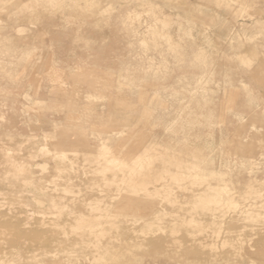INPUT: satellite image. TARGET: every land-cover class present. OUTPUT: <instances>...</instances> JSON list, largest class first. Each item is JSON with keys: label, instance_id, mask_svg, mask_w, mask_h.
Returning a JSON list of instances; mask_svg holds the SVG:
<instances>
[{"label": "rangeland", "instance_id": "374dc122", "mask_svg": "<svg viewBox=\"0 0 264 264\" xmlns=\"http://www.w3.org/2000/svg\"><path fill=\"white\" fill-rule=\"evenodd\" d=\"M5 1L0 264H264V0ZM146 4L172 19L179 56L163 42L142 47L154 24ZM67 129L85 142L61 145ZM142 147L191 169L162 163L151 191L125 201ZM210 191L215 211H196Z\"/></svg>", "mask_w": 264, "mask_h": 264}, {"label": "bare ground", "instance_id": "6f19581e", "mask_svg": "<svg viewBox=\"0 0 264 264\" xmlns=\"http://www.w3.org/2000/svg\"><path fill=\"white\" fill-rule=\"evenodd\" d=\"M6 1L5 0H0V11H1V9H2V11H3V5H4V3H5ZM53 3H54V0H53ZM14 4H15V2H14ZM13 5V4H12ZM147 6H148V8H149V11H147V12H150V14H151V16L153 17L154 16V24L152 25V26H150V28H149V31H148V35H147V37L148 38H146V40H143L142 41V47L143 48H145L146 49V52L148 51V49L149 48H156V47H158V46H160L161 45V43L163 42V43H165V44H167V46H168V49H170V51H173V53L174 52H176L175 54L177 55V56H179V50H180V48H181V43L180 44H177V43H174L173 42V40H172V36L171 35H169V31H168V27L170 26V23H171V20H167V19H160L158 16H157V14H158V12H156V10L154 9V7L151 5V4H146ZM14 6V5H13ZM17 6H18V4H17ZM147 8V9H148ZM158 8V7H157ZM11 10V9H10ZM105 10V9H104ZM1 11V12H2ZM98 11V10H97ZM107 11V9L105 10V12ZM96 13V12H95ZM13 14H15V13H13ZM101 16V15H100ZM129 16H130V14H129ZM128 18V17H127ZM131 18V17H130ZM168 18V17H167ZM133 19V18H132ZM131 19V20H132ZM137 19V18H136ZM129 20V19H128ZM133 22H134V20H132ZM132 21H130V23H132ZM129 22V21H128ZM17 23H18V21H17ZM177 23V22H176ZM133 24V23H132ZM139 24V23H138ZM11 25V24H10ZM19 25V24H18ZM18 25H16V26H18ZM11 26H13V25H11ZM20 26V25H19ZM8 27V26H7ZM23 27V26H22ZM9 28V27H8ZM12 28V27H11ZM17 28V27H16ZM180 28V27H179ZM2 29V28H1ZM1 29H0V31H1ZM6 30V31H8V29H6V28H3L2 30ZM22 29V28H21ZM21 29H19V28H17V30L18 31H20ZM25 30V29H24ZM17 31V32H18ZM168 31V32H167ZM16 32V33H17ZM20 32H22V31H20ZM15 34V33H14ZM13 33H12V35H14ZM183 34V33H182ZM12 35H9V37L10 36H12ZM18 35V34H17ZM186 35H188V34H186ZM190 36V35H189ZM6 37H8V36H6ZM174 37V36H173ZM14 38V37H13ZM12 38V39H13ZM144 38V39H145ZM180 38V37H179ZM190 38H191V36H190ZM4 39V38H3ZM7 39V38H6ZM14 40V39H13ZM12 40V41H13ZM27 40V39H26ZM141 40V39H140ZM10 42H11V40H9ZM8 41V39H7V42H9ZM6 42V43H7ZM9 42V43H10ZM4 43H5V41H4ZM140 43V42H139ZM28 45V44H27ZM12 46H13V43H12ZM6 47V46H5ZM13 48V47H12ZM26 48V47H25ZM15 48H13V52L15 51L14 50ZM22 49V48H21ZM5 50H7V49H5ZM5 50H3V51H5ZM144 51V50H143ZM169 51V52H170ZM205 51V50H204ZM204 51H200V53L197 55V59H196V62H197V60L199 61V63H201V66H202V63L205 65V67L206 66H208V58L206 57V54L204 53ZM8 53H10V51L8 52ZM12 53V52H11ZM15 53H17V52H15ZM138 53V52H137ZM185 54V53H184ZM142 55V54H141ZM182 55V54H181ZM13 56V55H12ZM13 57H15V58H17L16 56H13ZM30 57H32L31 55H30ZM182 57L183 56H181V59H182ZM178 58H180V57H178ZM24 59V58H23ZM156 59V58H155ZM161 59H162V57H161ZM30 60V59H29ZM157 60V59H156ZM177 60V59H176ZM25 61H27V60H25ZM25 61H24V63H25ZM157 61H159V60H157ZM180 61V60H179ZM29 62V61H28ZM186 62V61H185ZM184 62V63H185ZM3 63V62H2ZM4 63H6V62H4ZM3 63V64H4ZM12 63V62H11ZM193 63V62H192ZM191 63V64H192ZM198 63V62H197ZM196 63V64H197ZM198 63V64H199ZM14 64V63H13ZM26 64H28V63H26ZM33 64V63H32ZM139 64H140V62H139ZM173 64H174V62H173ZM197 64V65H198ZM8 65V64H7ZM16 65V64H15ZM169 65H171V64H169ZM190 65V64H189ZM193 65V64H192ZM1 66V65H0ZM9 66H11V65H9ZM26 66V65H25ZM154 66V65H153ZM152 66V67H153ZM159 66V65H158ZM194 67H195V65H193ZM5 67H7L6 66V64H5ZM166 67V66H165ZM179 67H181V66H179ZM183 67H184V65H183ZM125 68V67H124ZM156 68V67H155ZM185 68V67H184ZM13 69V68H12ZM154 69V68H153ZM160 69V68H159ZM192 69V68H191ZM207 70V69H206ZM15 71V70H14ZM56 71H57V69H56ZM157 71H158V69H157ZM156 71V72H157ZM16 72V71H15ZM155 72V73H156ZM18 73V72H17ZM21 73H23V71H21ZM159 73V72H158ZM171 73V72H170ZM1 74H3V73H1ZM14 74V73H13ZM12 75V74H11ZM4 76V75H3ZM187 77V76H186ZM7 78V76L5 77V79ZM166 78V77H165ZM164 78V79H165ZM182 78V77H181ZM14 79V78H13ZM13 79H12V81H13ZM42 79V78H41ZM188 79V78H187ZM168 80V79H167ZM4 81V80H3ZM7 81H9V79L7 78V80L5 81V82H7ZM12 81H9V82H12ZM209 82V81H208ZM13 83V82H12ZM5 89H7V88H5ZM127 89H130V88H127ZM67 92V91H66ZM7 94V96L9 95L8 93H6ZM172 95V94H171ZM4 96V95H3ZM158 96V95H157ZM197 96V95H196ZM2 97V96H1ZM9 97H10V95H9ZM159 97V96H158ZM193 97V96H192ZM25 98V97H24ZM177 98V97H176ZM6 99V98H5ZM129 100V99H128ZM141 101V100H140ZM142 102H143V99H142ZM141 102V103H142ZM44 102H42V104H43ZM129 103V102H128ZM150 103V102H149ZM33 104H35V103H33ZM44 104H46V103H44ZM135 104V103H134ZM134 104H132V105H134ZM142 104H144V103H142ZM37 105V104H36ZM51 105V104H50ZM55 105V104H54ZM56 105H58V104H56ZM55 105V106H56ZM125 105V104H124ZM123 105V106H124ZM38 106H40V103H39V105ZM53 106V105H52ZM65 106V105H64ZM122 106V107H123ZM134 106H136V105H134ZM41 107H42V105H41ZM43 107H44V105H43ZM49 107V106H48ZM47 107V108H48ZM62 107V106H61ZM121 107V108H122ZM149 107V106H148ZM47 108H46V110H47ZM50 108V107H49ZM55 108V107H54ZM58 108V107H57ZM63 108V107H62ZM61 108V109H62ZM116 108H119V111H120V106L119 107H116ZM124 108V107H123ZM127 108V107H126ZM135 107H133L132 109H134ZM154 108V107H153ZM37 109V108H36ZM39 109V108H38ZM42 109V108H41ZM131 109V110H132ZM136 109V108H135ZM134 109V110H135ZM28 110V109H27ZM124 110H125V108H124ZM131 110H129V111H131ZM41 111V110H40ZM133 111V110H132ZM50 112H52V111H50ZM60 112L62 113L63 111H61L60 110ZM88 112V111H87ZM135 112V111H134ZM134 112H133V114H134ZM45 113V112H44ZM118 113V112H117ZM116 113V114H117ZM156 113V112H155ZM46 114V113H45ZM125 114V113H124ZM149 114H151V113H149ZM112 115V114H111ZM114 115V114H113ZM120 115V114H119ZM125 115H127V114H125ZM120 116H122V115H120ZM151 116V115H150ZM43 117H44V115H43ZM127 117V116H126ZM130 117H131V115H130ZM133 117V116H132ZM112 118V117H111ZM127 118H129V117H127ZM135 118V117H134ZM206 119V118H205ZM122 120H124V119H122ZM67 121V120H66ZM209 121H210V119H209ZM79 122V121H78ZM81 122V121H80ZM127 122V121H126ZM125 122V123H126ZM192 123L194 122L193 120L191 121ZM196 122V121H195ZM82 123V122H81ZM113 123V122H112ZM122 123V122H121ZM137 123V122H136ZM56 124H57V121H56ZM83 124H84V122H83ZM109 124H111V123H109ZM114 124V123H113ZM112 124V125H113ZM118 124V123H117ZM116 124V125H117ZM188 124V123H187ZM107 125V124H106ZM122 125V124H121ZM123 125H125L124 124V122H123ZM122 125V126H123ZM188 125H191L190 124V122H189V124ZM199 125V124H198ZM197 125V126H198ZM203 125V124H202ZM81 126V125H80ZM118 126V125H117ZM125 126H127V125H125ZM131 125H129V127H130ZM193 126H194V124H193ZM64 127H66L65 125H64ZM68 127V126H67ZM73 127V126H72ZM77 127H79V126H77ZM77 127H73V128H77ZM128 127V128H129ZM195 127V126H194ZM200 127V126H199ZM83 128V127H82ZM127 129V128H126ZM60 130V129H59ZM61 130H62V128H61ZM60 130V131H61ZM67 130H69L70 131V135L69 136H63V132L62 133H60V143H61V145L63 144V145H67V144H69V143H84L85 142V140H84V134H83V132L82 131H76V130H72V129H67ZM63 131V130H62ZM49 133V132H48ZM86 136V135H85ZM131 136V135H130ZM145 136H147V135H145ZM71 137H74V139L72 140L71 139ZM95 136H93V138H94ZM98 137V136H97ZM134 137H136V136H134ZM132 138V137H131ZM137 139V138H136ZM136 139H133V140H136ZM189 139H191V138H189ZM193 139V138H192ZM132 141V140H131ZM185 141V140H184ZM141 142V141H140ZM186 142V141H185ZM187 142H189V141H187ZM186 142V143H187ZM142 143V142H141ZM30 144V143H29ZM130 144V143H129ZM128 144V145H129ZM3 145V144H2ZM126 145H127V143H126ZM134 145V144H133ZM143 145V144H142ZM233 145V144H232ZM124 148H126V147H124ZM134 149H135V147H134ZM134 149H132V150H134ZM142 149H144L142 152H139V154H138V158L137 159H135L133 162L131 161V162H129V164H128V169H129V175H130V177L133 179V180H127V186L129 187V191H127V195L125 196V197H127V196H129L128 195V193H131L130 195H133V196H131V198H125V201H127V200H132V199H137L138 198V196H137V193L138 192H143V191H145V192H150L151 190V186L155 183V182H157L158 181V179H160V176H161V171H159V170H157L158 169V166L159 165H161L162 163L163 164H166V165H170L173 169L175 168L176 170H177V168L178 169H183V168H186V169H188V170H190L191 168H190V163H187V162H184V161H182V160H179V159H177V158H175L174 157V159L172 158V157H168L167 155L165 156V155H161V154H156V155H151V154H149V150H147V147L146 148H143L142 147ZM3 151L4 150V147L3 146H1L0 145V151ZM140 150V149H139ZM138 151V150H137ZM42 152V151H41ZM195 152V151H194ZM197 153V152H196ZM226 153V152H225ZM30 154V153H29ZM224 154V153H223ZM40 156V155H39ZM226 156V155H225ZM31 158L33 159V160H35V158L34 157H32L31 156ZM30 158V159H31ZM56 161H60L61 162V165H63L62 167H63V169H60V171H62L63 172V170H66V160H67V158H66V156H60V155H55L54 157H53ZM131 158V157H130ZM149 158H151L152 159V161L151 162H146L145 163V160L147 161ZM39 159V158H38ZM133 160V159H132ZM209 161H207L206 159H203L201 162H198V161H193L192 162V165H193V168H195V169H200V170H203L202 169V167H204L207 163H208ZM56 164V163H55ZM40 165V164H39ZM38 165V166H39ZM127 165V164H126ZM55 167H57V166H55ZM147 167V169H148V172H146V171H144V168H146ZM11 168H12V170H11V172H13V175H14V178L16 177H19V179H26V181H23V183L24 182H28L27 183V185L25 186V187H31V189H32V185H34V184H31L30 182L31 181H28V178L32 175H30V174H25V167L23 166H21V165H18V164H12V166H11ZM46 168V167H45ZM44 169V168H43ZM45 172V171H44ZM54 172H56V171H54ZM67 172V171H66ZM69 172V171H68ZM42 174V173H41ZM46 175V174H45ZM53 175V174H52ZM66 175H68V173L66 174ZM70 175V174H69ZM55 176V175H54ZM232 176V175H231ZM35 178V177H34ZM56 178L57 177H55V180H56ZM31 179V178H30ZM29 179V180H30ZM32 179H33V177H32ZM52 179H54V178H52ZM67 182H68V180L67 179H65ZM176 180H178V176L176 177ZM19 181V180H18ZM43 181V180H42ZM51 182H53V180H51ZM60 181H58V183H59ZM48 183V182H47ZM20 185H21V183H20ZM38 186H36L37 187V190L41 193V196H46L44 193H42L44 190H43V186H41V185H39V184H37ZM148 185H149V187H148ZM35 186V185H34ZM34 186H33V188H34ZM66 187V188H65ZM16 188H19V186L18 187H16ZM36 189V188H35ZM63 189H64V192H66V193H73L72 192V190H70L69 189V187H67V186H64L63 187ZM16 191V190H15ZM50 191V190H49ZM59 191V190H58ZM58 191H56V192H58ZM223 191V189L220 191V192H222ZM22 192V191H21ZM32 192H34L33 190H32ZM45 192V191H44ZM52 192H53V190H52ZM63 192V191H62ZM219 192V193H220ZM19 193V192H18ZM61 193V192H60ZM211 191H210V193L208 192V193H206L205 195H203L202 197H203V199L201 200V203H200V206L199 207H197L196 208V211H199V212H201V213H208V212H212V211H215V209H216V207L218 206V203H217V201H215L214 200V198H216V196L218 197L219 196V194H217L216 196H214V197H212V195H211ZM22 194V193H21ZM24 194H26V193H24ZM51 194V193H50ZM50 194H47V195H49L50 196ZM11 195V194H10ZM14 195V194H13ZM19 196H20V193H19ZM52 196V195H51ZM21 197V196H20ZM37 197V196H36ZM13 198H15L14 196H13ZM48 199V198H47ZM23 201H24V199H22ZM26 200V199H25ZM33 200H36L35 202H37L36 204H38V205H43L44 203V201H41V200H39V198H35V199H33ZM51 201H55V198H54V196H53V198H51L50 199ZM70 200V199H69ZM228 200V199H227ZM60 201V200H59ZM231 201V200H230ZM69 203V202H68ZM60 204H62V202L60 203ZM20 206V205H19ZM61 206V205H60ZM63 207V206H62ZM64 209V208H63ZM197 209H199V210H197ZM120 210V212L121 211H123V210H121V209H119ZM163 212V211H162ZM162 212H160V214L162 213ZM81 214V213H80ZM73 215V214H72ZM157 215H159V213H157ZM71 216V215H70ZM73 216H75V218H73L74 219V221H77V222H79V223H81L82 222V217H81V215H73ZM77 216V217H76ZM80 217V218H79ZM121 218H122V216H121ZM221 218V217H220ZM223 219V218H222ZM222 222V221H221ZM78 223V224H79ZM75 226H73V228H74ZM170 229V228H169ZM77 230V232H80L82 229L81 228H77L76 229ZM81 234V233H80ZM17 235H19V234H17ZM85 235V234H84ZM33 236V235H32ZM172 246V245H171ZM173 247H175V246H173ZM47 255V254H46ZM35 262H37V261H35ZM10 264H12V263H10Z\"/></svg>", "mask_w": 264, "mask_h": 264}]
</instances>
